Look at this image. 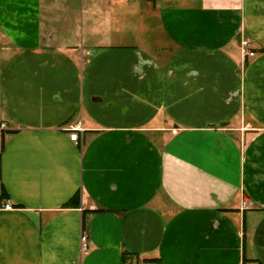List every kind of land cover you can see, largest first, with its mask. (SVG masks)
<instances>
[{
	"label": "crops",
	"instance_id": "obj_1",
	"mask_svg": "<svg viewBox=\"0 0 264 264\" xmlns=\"http://www.w3.org/2000/svg\"><path fill=\"white\" fill-rule=\"evenodd\" d=\"M45 1L0 0V264H264V0H88L55 44Z\"/></svg>",
	"mask_w": 264,
	"mask_h": 264
},
{
	"label": "rangeland",
	"instance_id": "obj_2",
	"mask_svg": "<svg viewBox=\"0 0 264 264\" xmlns=\"http://www.w3.org/2000/svg\"><path fill=\"white\" fill-rule=\"evenodd\" d=\"M87 3L88 0L45 1V7L42 9V17L44 19L43 28L44 31H48L53 35L55 40L54 44L55 42H57L58 39L62 40L64 38H72L75 33H79L80 18H82V11L84 9V5ZM122 15H124V13H120L117 16L120 19H125L126 15ZM122 23L123 21L117 25L116 32L120 31V26L122 27ZM125 32L124 39L121 42H123L124 44H130L132 40H135V37L131 34V31L128 30ZM114 37L119 39L116 36Z\"/></svg>",
	"mask_w": 264,
	"mask_h": 264
},
{
	"label": "built area",
	"instance_id": "obj_3",
	"mask_svg": "<svg viewBox=\"0 0 264 264\" xmlns=\"http://www.w3.org/2000/svg\"><path fill=\"white\" fill-rule=\"evenodd\" d=\"M252 55V54H250ZM76 129H73V133L70 134V140L76 142L78 140V135H77V131H75ZM246 202H243V206L246 207ZM4 208L7 210H11L12 206L9 204L4 205ZM81 244H82V252H86L88 250V239L86 235H83L81 237Z\"/></svg>",
	"mask_w": 264,
	"mask_h": 264
},
{
	"label": "trees",
	"instance_id": "obj_4",
	"mask_svg": "<svg viewBox=\"0 0 264 264\" xmlns=\"http://www.w3.org/2000/svg\"><path fill=\"white\" fill-rule=\"evenodd\" d=\"M7 197V194H6V192L4 191V190H2V192H1V194H0V198L1 199H4V198H6ZM80 206V193L79 192H77L71 199H70V201L65 205V207L67 208H78ZM125 256H127L126 255V253H124L123 254V261H124V263L123 264H125Z\"/></svg>",
	"mask_w": 264,
	"mask_h": 264
}]
</instances>
